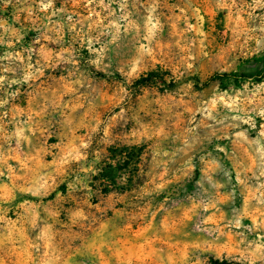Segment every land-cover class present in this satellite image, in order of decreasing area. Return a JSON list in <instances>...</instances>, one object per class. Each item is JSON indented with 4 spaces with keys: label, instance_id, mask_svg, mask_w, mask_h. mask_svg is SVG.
<instances>
[{
    "label": "rangeland",
    "instance_id": "1",
    "mask_svg": "<svg viewBox=\"0 0 264 264\" xmlns=\"http://www.w3.org/2000/svg\"><path fill=\"white\" fill-rule=\"evenodd\" d=\"M224 258L264 264V0H0V264Z\"/></svg>",
    "mask_w": 264,
    "mask_h": 264
},
{
    "label": "trees",
    "instance_id": "2",
    "mask_svg": "<svg viewBox=\"0 0 264 264\" xmlns=\"http://www.w3.org/2000/svg\"><path fill=\"white\" fill-rule=\"evenodd\" d=\"M252 76V73L246 72V71H240V70H232V71H223V72H216L214 75H211L209 79H214L216 77H233L235 81L241 79V78H248ZM191 79L196 83V84H200V82H202V79L199 75H193L191 77ZM153 80H161L164 83L167 84V86L169 88H173L175 87L178 82L175 81L174 79L167 82V80L163 77V75L155 73V72H151L139 79L136 80L135 85L139 86V85H146L148 83H150ZM55 195V192L51 193L49 196L47 197H43L41 198V200H48L53 198ZM231 261L224 258V259H215L213 264H230Z\"/></svg>",
    "mask_w": 264,
    "mask_h": 264
}]
</instances>
